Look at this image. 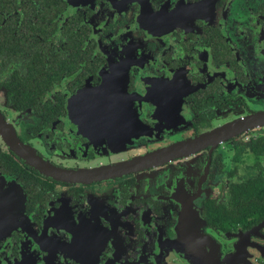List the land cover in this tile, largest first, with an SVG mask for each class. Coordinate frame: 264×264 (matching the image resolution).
<instances>
[{
  "label": "flooded vegetation",
  "instance_id": "af4514ba",
  "mask_svg": "<svg viewBox=\"0 0 264 264\" xmlns=\"http://www.w3.org/2000/svg\"><path fill=\"white\" fill-rule=\"evenodd\" d=\"M0 264H264V0H0Z\"/></svg>",
  "mask_w": 264,
  "mask_h": 264
},
{
  "label": "water",
  "instance_id": "95a60500",
  "mask_svg": "<svg viewBox=\"0 0 264 264\" xmlns=\"http://www.w3.org/2000/svg\"><path fill=\"white\" fill-rule=\"evenodd\" d=\"M18 147H20V146L18 145Z\"/></svg>",
  "mask_w": 264,
  "mask_h": 264
}]
</instances>
